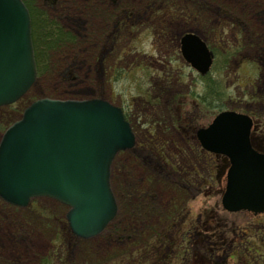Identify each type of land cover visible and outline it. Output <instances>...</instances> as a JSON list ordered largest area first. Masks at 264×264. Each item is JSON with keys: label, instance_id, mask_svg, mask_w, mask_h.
Here are the masks:
<instances>
[{"label": "rangeland", "instance_id": "obj_1", "mask_svg": "<svg viewBox=\"0 0 264 264\" xmlns=\"http://www.w3.org/2000/svg\"><path fill=\"white\" fill-rule=\"evenodd\" d=\"M28 1L76 40L55 52L50 69L40 66L19 100L0 106V138L26 99L98 98L124 111L134 144L111 162L116 215L94 236L79 238L68 206L53 198L24 206L0 198V264H264V213L221 207L227 160L196 137L219 111L233 109L252 117L264 149L257 132L264 127V0L195 3L185 8H199L191 20L165 14L169 0ZM117 20L121 37L113 41ZM185 30L210 43L206 75L180 58Z\"/></svg>", "mask_w": 264, "mask_h": 264}, {"label": "water", "instance_id": "obj_2", "mask_svg": "<svg viewBox=\"0 0 264 264\" xmlns=\"http://www.w3.org/2000/svg\"><path fill=\"white\" fill-rule=\"evenodd\" d=\"M180 52L197 71H208L212 52L196 34L180 37ZM34 77L27 9L21 0H0V105L19 97ZM252 124L245 113L223 110L196 132L203 148L229 159L221 204L230 211L264 210V153L252 146ZM133 143L122 111L107 101L35 99L1 137L0 196L18 205L35 196L62 201L72 231L91 236L116 210L112 156Z\"/></svg>", "mask_w": 264, "mask_h": 264}, {"label": "trees", "instance_id": "obj_3", "mask_svg": "<svg viewBox=\"0 0 264 264\" xmlns=\"http://www.w3.org/2000/svg\"><path fill=\"white\" fill-rule=\"evenodd\" d=\"M23 1L25 5L27 6L29 10V14H30L31 36H32L36 67H37V72L38 73L40 72L41 74L43 68L50 69L51 64L53 63V59L55 57V52H57V50L61 48L62 46H64L65 44L75 42L76 39L74 40V38L70 34L65 33V31H63L61 25L58 22L49 20L42 10H40L37 7H32L28 0H23ZM183 2L185 6L184 9L182 10V8H180V10L182 11L177 12L176 9L181 6L173 0H169L167 4H168L170 11H168L169 13L166 12L165 14H167L169 17L170 15L181 16V14H183V16L185 18H188V20L198 19L199 16L196 10H198L199 8H194V7H192L194 9L192 8L185 9V8H187L190 5H194L195 3L197 4L203 3L204 6H206L207 8H208V5H210L209 3H207L206 0H183ZM121 9L123 11H126L125 8H121ZM118 25H119V22H118ZM110 38L113 39L112 36ZM203 38L207 40L205 37ZM237 45L238 47L241 46L240 44H237ZM261 52L262 54H264L263 51ZM222 54H224L223 55L224 60L226 61L231 60L232 57L235 55L229 49L221 50V55ZM40 66L42 69H40ZM41 95H44V94H41ZM27 102H28V99H26L23 102V104L21 105V110L27 104ZM260 133H262L261 136L264 137V130L261 131ZM42 264H49V263L43 262Z\"/></svg>", "mask_w": 264, "mask_h": 264}, {"label": "flooded vegetation", "instance_id": "obj_4", "mask_svg": "<svg viewBox=\"0 0 264 264\" xmlns=\"http://www.w3.org/2000/svg\"><path fill=\"white\" fill-rule=\"evenodd\" d=\"M119 18H120V17H119ZM119 18H118V20H121V19H119ZM114 27H115V28H114V31H115V30H118V29H119L118 23H116V24L114 25ZM234 41H236V40H234ZM107 51H108V50H107ZM103 53H104V52H103ZM103 56H104V55H102L101 58H102ZM172 105H173V103H172ZM263 130H264V128L261 129V131H263ZM260 150H261V148H260ZM260 215H261V214H260ZM251 216H252V217H255V216H258V215H251ZM223 230H224V232L226 233V232L228 231V228H225V229H223ZM219 231H220V232H219ZM218 233H219V237H220V238H219V240H218L216 243H217V244L220 243V247H219V248H220L221 251H224L223 249L226 247L227 239H225L223 236L220 235V233H221V228L218 230V232L215 233V236H216V237H218ZM223 238H224V240H222ZM263 238H264V237H262L260 240H261V242H262L263 245H264V239H263ZM215 239H216V238H215ZM223 243H224V244H223ZM233 251H234V250H233ZM230 255L234 256V253H232V254L230 253ZM252 258H254V257H252Z\"/></svg>", "mask_w": 264, "mask_h": 264}]
</instances>
